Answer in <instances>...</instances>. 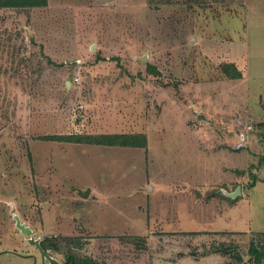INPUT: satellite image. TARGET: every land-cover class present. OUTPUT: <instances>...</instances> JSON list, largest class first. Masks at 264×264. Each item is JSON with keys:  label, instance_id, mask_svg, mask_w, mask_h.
I'll return each mask as SVG.
<instances>
[{"label": "rangeland", "instance_id": "374dc122", "mask_svg": "<svg viewBox=\"0 0 264 264\" xmlns=\"http://www.w3.org/2000/svg\"><path fill=\"white\" fill-rule=\"evenodd\" d=\"M18 220L62 264H254L264 0L0 7V264H43Z\"/></svg>", "mask_w": 264, "mask_h": 264}, {"label": "trees", "instance_id": "16d2710c", "mask_svg": "<svg viewBox=\"0 0 264 264\" xmlns=\"http://www.w3.org/2000/svg\"><path fill=\"white\" fill-rule=\"evenodd\" d=\"M168 2V0H165ZM48 0H0V7H35L46 6ZM148 71L151 73H159L157 67L153 64H148ZM241 72L237 71L234 77L241 76ZM46 138H64L74 142H92L111 145H130V146H146L147 135L146 133H101V134H66L45 135ZM45 249H50L51 244L41 242ZM53 246V245H51ZM55 247V246H54ZM57 248V247H55ZM250 254L255 258L254 264H262L264 260V243L262 246L253 243L250 247ZM66 264H107L94 259L89 256L76 255L68 253L66 255Z\"/></svg>", "mask_w": 264, "mask_h": 264}, {"label": "water", "instance_id": "95a60500", "mask_svg": "<svg viewBox=\"0 0 264 264\" xmlns=\"http://www.w3.org/2000/svg\"><path fill=\"white\" fill-rule=\"evenodd\" d=\"M88 191H84L83 194H87ZM18 225L21 227V229L26 232L31 234L32 229L18 220ZM29 241L35 245H37L40 250H41V260L43 264H62L57 258L52 256L47 249H45L40 242V239L35 238L32 234L31 237L29 238ZM37 261V256H34V260L30 264H34Z\"/></svg>", "mask_w": 264, "mask_h": 264}, {"label": "crops", "instance_id": "0c3cea01", "mask_svg": "<svg viewBox=\"0 0 264 264\" xmlns=\"http://www.w3.org/2000/svg\"><path fill=\"white\" fill-rule=\"evenodd\" d=\"M107 145H111V144H107ZM147 145H148V140H147ZM146 145V146H147ZM128 146H130V145H128ZM82 192H84V191H82ZM164 231V230H163ZM211 231H213V230H211ZM215 231V230H214ZM180 232H182V231H180ZM183 232H190V231H183ZM191 232H196V231H191ZM165 233L167 234V233H169V231H165ZM37 261H38V257H37ZM36 261V262H37ZM35 264V263H34Z\"/></svg>", "mask_w": 264, "mask_h": 264}, {"label": "flooded vegetation", "instance_id": "af4514ba", "mask_svg": "<svg viewBox=\"0 0 264 264\" xmlns=\"http://www.w3.org/2000/svg\"><path fill=\"white\" fill-rule=\"evenodd\" d=\"M42 245V244H41ZM50 253V252H49Z\"/></svg>", "mask_w": 264, "mask_h": 264}]
</instances>
